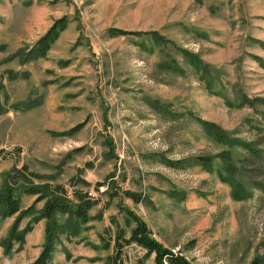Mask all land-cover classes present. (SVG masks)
I'll list each match as a JSON object with an SVG mask.
<instances>
[{"label":"rangeland","instance_id":"rangeland-1","mask_svg":"<svg viewBox=\"0 0 264 264\" xmlns=\"http://www.w3.org/2000/svg\"><path fill=\"white\" fill-rule=\"evenodd\" d=\"M62 18L47 55L24 57ZM257 97L264 0H0V187L26 165L96 202L56 264H105L117 229L135 226L129 211L194 264H264V103L245 102ZM16 217L0 218V264L31 262L45 242L42 219L6 254ZM123 259L155 264L135 243Z\"/></svg>","mask_w":264,"mask_h":264},{"label":"trees","instance_id":"trees-1","mask_svg":"<svg viewBox=\"0 0 264 264\" xmlns=\"http://www.w3.org/2000/svg\"><path fill=\"white\" fill-rule=\"evenodd\" d=\"M66 26V18L56 21L24 57L28 55L32 59L45 57ZM158 37L155 38L158 40L160 38ZM161 40H164V38H161ZM245 102L246 104H253L254 102L264 103V98H246ZM205 128L216 140L227 143L228 136L220 126L209 122L205 124ZM201 157L203 160H201ZM193 161L195 164L209 165L211 158L198 156ZM183 162L185 161L182 160L181 163ZM79 175H81V172ZM80 177L76 176L73 179L84 181ZM25 195L36 196L35 202L28 208H23L22 206L23 196ZM127 195L137 202L141 200V196L137 193L128 191ZM41 201H44V206L22 228V220L27 215L32 214L36 209V204ZM95 203V200L88 198L87 192L75 190L73 198H70L63 184L37 182L36 178H34V173L26 165L14 167L6 173L0 187V218L17 215L7 237L3 240L4 252L10 254L13 250H22L26 243L27 235L34 229V224L46 219L45 242L42 250L33 261L26 264H56L54 252L61 235L76 236L79 232V225L90 220L89 212ZM128 214L135 226L131 228L128 237H126V229H117L114 245L115 253L107 258L105 264H127L123 259V249L133 243L144 248L148 255L154 254L155 264H194L182 252L173 251V249L165 246L155 238L151 228L144 219L132 211H129ZM58 215H66L67 220L64 223L59 222ZM129 264H143V262L139 261ZM252 264H260V260H256Z\"/></svg>","mask_w":264,"mask_h":264}]
</instances>
